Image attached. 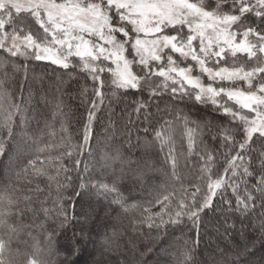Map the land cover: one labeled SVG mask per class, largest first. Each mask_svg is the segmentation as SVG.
<instances>
[{"label":"snow or ice","instance_id":"snow-or-ice-1","mask_svg":"<svg viewBox=\"0 0 264 264\" xmlns=\"http://www.w3.org/2000/svg\"><path fill=\"white\" fill-rule=\"evenodd\" d=\"M0 54V159L8 156L7 171L20 168L17 178L29 186L35 183L16 197L0 196V226L11 234L7 240L0 237V264H17V260L56 264L50 257L57 233L65 232L78 216L86 224L96 211L94 203L101 200L115 213L113 228L130 208L138 209L140 214L130 226L146 227L147 250L159 244L171 257L170 264H199L195 256L199 231L210 212L222 217L220 227L230 245L219 250L212 264H264V0H0ZM238 54L247 59L238 62ZM32 61L55 65L61 70V83L67 77L77 85L75 95L84 111L77 117L82 132L76 143L70 136L54 139L56 122L61 132H67L66 121L61 120L68 116L62 111V99L52 113L53 122L45 120L40 129L38 121L36 131H31L28 106L33 93L27 65ZM129 91L148 96L125 105L147 125L145 139L132 145L129 135V145L142 148L145 156L157 146L164 153L162 182L143 185L149 198L131 205V190L128 196L122 192L127 174L122 146L113 142L109 151H103L94 127L100 114L110 112L112 103H123L121 97ZM165 95L169 97L165 108L156 104L157 113H151V101H163ZM40 99L49 102L46 96ZM177 101L196 107L197 113L210 106L219 122L177 113ZM106 103L107 108L102 107ZM165 115L173 119L164 120ZM206 129L216 146L205 142ZM185 137L184 167L190 175L181 171L174 148L176 140L183 145ZM94 139L97 143L92 146ZM97 155L99 175L89 163ZM191 157L197 163L189 168ZM132 175L140 183L144 169L137 168ZM85 195L89 200L78 212L76 198ZM49 202L52 207L46 206ZM13 209L21 217L30 214L51 221L47 253L12 247V235L18 232L9 223ZM186 227L195 233L194 239L164 247L176 230L183 232ZM96 235L94 241L83 227L79 235L74 232L63 246V264H70L72 244L85 239L99 244L102 257L115 250L113 238L118 232L109 236L105 225V232ZM257 251L259 262L251 258ZM96 264H104L103 259Z\"/></svg>","mask_w":264,"mask_h":264},{"label":"trees","instance_id":"trees-1","mask_svg":"<svg viewBox=\"0 0 264 264\" xmlns=\"http://www.w3.org/2000/svg\"><path fill=\"white\" fill-rule=\"evenodd\" d=\"M2 55V54H0ZM238 62L246 60V56L238 54ZM23 62V61H22ZM223 63V62H222ZM231 63V58H229V64ZM28 77L31 76L34 79L29 81L28 87L33 93V97L28 106L29 120L31 121V131H36L37 122L39 121V128H44V121L48 120L49 123H52V113L55 111L56 103L61 99L63 100L62 111L68 113L67 117H61V120H65V127L67 132L60 131V122L55 123V131L57 133L54 138L56 141H59L61 136H70L73 143L77 142V136L82 132L81 126L77 123V117L84 110L81 107L80 98L76 97L75 93L77 90V85L74 82L67 80V77H64V83L60 82L61 70L57 69L55 65L47 64L46 62H36L32 61L28 63ZM2 71V69H0ZM107 75V74H106ZM39 83H37L38 81ZM83 83V81H81ZM20 84H24L23 76L21 75ZM91 82H89V85ZM12 90V89H10ZM107 91V89H105ZM25 97L27 98L28 92L25 91ZM46 96L48 98V104L46 105L43 100L40 98ZM17 99H19V93H17ZM123 103L115 102L111 104V111H104L100 114V120L96 122L95 127V136L100 141V148L103 151H109L113 142L118 146H122L124 155L127 159V162L122 166L127 174L122 183V192L125 196H128L129 191L131 190V195L133 199L128 200V205L131 204H143L149 198V191H147L143 185L160 183L163 180L162 177V162L164 153L159 151V146L155 150H151L148 155H143V149L140 147H131L128 143V136L131 137V144H137L138 140L145 139L144 127L147 125L141 121L136 120L135 114L132 112V108L128 107L125 109V105L129 104L133 99H148L147 93H138L129 91L126 96L121 97ZM169 97L164 96L163 101L156 99L152 100V107L150 108L151 113H157L156 104L160 105V109L163 110ZM32 104V106H31ZM107 108V103L102 106ZM199 107V106H197ZM171 105H169V109ZM175 108L177 113H184L191 115L192 119H198L199 116L205 117L206 120L212 121L213 123H218V120H214L217 117V114L211 111V107H206L199 113H197L196 107H188L185 102L177 101L175 103ZM74 112L75 115H72L69 112ZM131 116V123H129V117ZM164 120L173 119L171 116H163ZM127 128V132L125 129ZM111 130L110 132L108 130ZM31 131L29 134H31ZM215 131V129H212ZM107 133L108 140L105 143V134ZM38 136L49 142V137H47L43 132H39ZM148 139H152L151 136ZM205 142L209 144L210 147L216 146L214 142L211 141L209 136V131L206 129L204 131ZM31 143V142H29ZM97 140L94 139L91 142L92 146H95ZM43 147V144L39 145ZM175 152L178 156L179 164L181 171L185 174L188 173V169L184 167L185 165V156L187 148V139L184 138L183 145L181 144L180 139L178 138L174 145ZM34 148H30L28 151H34ZM167 151V149H165ZM56 154V150H53V155ZM11 155V153H9ZM143 156V158H141ZM85 159V157H82ZM8 156H5L3 159H0V196H3L7 193L10 197H16L22 188L26 189L28 187L34 188L35 183L28 185L27 181L22 178H17L16 173L20 171V168L14 169L11 173V178H7L4 174V163L7 162ZM99 155L96 159L89 161L90 169L93 165L96 168V174H101L102 167L101 163H98ZM21 167H23V157H21ZM197 163L195 157L188 158L187 164L191 168L192 165ZM137 168L144 169L145 175L140 183L136 182V177L132 175V171H135ZM131 169L132 171H127ZM160 169V171H157ZM51 174H55V169H51ZM119 171V169H117ZM195 171V169H193ZM112 169L108 170L110 175ZM190 175V174H189ZM75 176V173H73ZM46 178H42L44 180ZM41 187H45V183H41ZM178 188L179 185H176ZM53 197L55 196V184L52 185ZM77 211L81 205L87 204L89 196L85 195L82 197L76 198ZM47 207H52V204L49 202ZM96 209L95 213L85 224L83 217H77L73 220L71 224L67 227L66 231L62 234L57 233V238L59 243L56 242L57 238L53 239V247L55 251L51 255V259L56 262V264H63L65 259L63 246L67 241L71 242V237L75 232L77 235L80 234L81 227L85 229V232H90L91 239L97 240V233L103 234L105 232V225H107L108 235L111 236L112 233L118 232V236L114 237L115 250L105 252L103 257L101 252L104 251L100 248L99 244L89 243L85 239L82 243H73V252L69 256L70 264H96L98 260L103 259L104 264H170L171 257L166 254L160 247L159 244L153 245L152 250H147L146 236L145 232L147 231L146 227L138 228L130 226V221L138 216L139 210L135 208H130L129 212L120 217L117 227L113 228L114 223L112 217H115V213L111 212V209L108 208L106 202L101 200L100 203H94ZM158 209L154 208L153 211ZM222 222V217L219 216V213H209L205 217L204 222L199 231V244L196 247L195 256L199 261V264H212L214 260H217L219 257V250L229 247V241L227 236L224 235V229L220 227ZM9 223L18 228L16 235H12V247L14 249L18 248L21 252H34L37 248L41 250L42 253L48 252V224H51V221L45 223L43 220L35 219L31 215H26L21 217L20 214L13 209V216L9 218ZM44 227H41V225ZM239 227V225H237ZM47 229V230H46ZM11 235L7 229L0 226V237L8 239ZM155 235V232L152 233ZM195 238V233L190 228H185L183 232L176 230L169 238L168 243L164 244L165 248L169 247L171 244L173 247H179L183 244L185 240H192ZM100 239H103V236H100ZM171 250V249H170ZM66 255V254H65ZM98 255V258L96 256ZM261 257V252L257 251L255 256L251 257L253 260L259 262ZM17 264H20V261L17 260Z\"/></svg>","mask_w":264,"mask_h":264},{"label":"rangeland","instance_id":"rangeland-1","mask_svg":"<svg viewBox=\"0 0 264 264\" xmlns=\"http://www.w3.org/2000/svg\"><path fill=\"white\" fill-rule=\"evenodd\" d=\"M194 74H195V71H194ZM33 79H34L33 77L29 76V81H31V80H33ZM36 81H38V80H36ZM204 82H205V83L208 82L206 77L204 78ZM37 83H39V81H38ZM241 86H243V85H241ZM31 106H32V104H31ZM6 163H7V162H5V163L3 164V165H4V166H3V167H4V174H6L7 178H9V177L11 178L12 173L7 171V169H6V167H5ZM61 255H64V256H65V252H64L63 254H61ZM96 258H98V255L96 256Z\"/></svg>","mask_w":264,"mask_h":264}]
</instances>
